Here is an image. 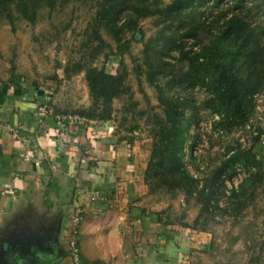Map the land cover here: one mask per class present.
<instances>
[{
    "label": "rangeland",
    "instance_id": "obj_1",
    "mask_svg": "<svg viewBox=\"0 0 264 264\" xmlns=\"http://www.w3.org/2000/svg\"><path fill=\"white\" fill-rule=\"evenodd\" d=\"M172 1L161 0L163 13L139 20L135 29L129 2L116 8L121 12V29L101 23L104 0L45 7L34 22L16 11H12L13 21L3 15L0 82L57 83L50 94L51 114L81 117L93 112L99 118L109 114L107 123L125 141L149 151L148 163L156 117H164L165 104L173 101L183 122L190 125L184 164L195 183L175 189L161 168L159 176L145 180L149 209L161 212L167 223L212 234L216 260L264 264V170L256 179L255 169L238 167L233 177L227 173L217 180L228 151L253 148L256 137L264 134V93L255 95L249 122L229 128L210 110V96L185 78L186 52L210 44L231 17L250 23L264 39V1L208 0L168 14L164 10ZM125 44L122 94L108 107L94 103L87 70H112V60Z\"/></svg>",
    "mask_w": 264,
    "mask_h": 264
},
{
    "label": "crops",
    "instance_id": "obj_2",
    "mask_svg": "<svg viewBox=\"0 0 264 264\" xmlns=\"http://www.w3.org/2000/svg\"><path fill=\"white\" fill-rule=\"evenodd\" d=\"M48 85L0 82V264H66L73 209L85 264H229L212 234L149 209L147 149L110 123L42 113Z\"/></svg>",
    "mask_w": 264,
    "mask_h": 264
},
{
    "label": "trees",
    "instance_id": "obj_3",
    "mask_svg": "<svg viewBox=\"0 0 264 264\" xmlns=\"http://www.w3.org/2000/svg\"><path fill=\"white\" fill-rule=\"evenodd\" d=\"M82 1L95 0H0V17L6 15V19L13 21L12 11H16L29 22H34L42 8L53 9L58 5ZM151 1L104 0L103 9L99 12L101 23L121 29L118 26L121 12L116 8L124 2H129L131 3L130 22L132 21L133 29H135L139 20L163 13L161 0H156L154 3ZM206 1L208 0H173L164 12L178 14L195 2ZM213 35L215 39L210 44L186 52L188 67L185 78L201 87L210 96V110L219 116L221 123L229 128L246 125L254 109L255 95L264 93L263 35L250 23L244 22L237 16L229 18L223 23L222 30ZM127 45L119 47L118 54L112 60L114 63L112 70L109 71L106 68L87 70L86 79L94 103L101 102L108 107L116 97L122 94L123 76L120 68ZM57 87V83H50L46 94H52ZM47 97L46 95V99ZM165 106V116L156 117L157 129L153 130V152L145 173V180L149 178V175L159 176L161 168H165L170 186L175 189L176 187L190 188L195 180L184 164L186 137L190 125L183 122L182 113L173 101L166 103ZM81 117L87 119L90 124L103 125L107 123L110 115L106 114L99 118L91 112L82 114ZM263 135L259 134L256 137L253 148L228 151L218 170L217 180L221 181V176L227 173H231L233 177L238 167L248 171L255 169L258 174L253 178L259 179V172L264 170Z\"/></svg>",
    "mask_w": 264,
    "mask_h": 264
},
{
    "label": "built area",
    "instance_id": "obj_4",
    "mask_svg": "<svg viewBox=\"0 0 264 264\" xmlns=\"http://www.w3.org/2000/svg\"><path fill=\"white\" fill-rule=\"evenodd\" d=\"M50 99L51 96L48 95L47 103H45L40 107V111L46 115L51 114L50 106H49ZM58 117H59L57 118L58 120L62 119L61 116ZM23 158L27 162L31 160L30 157L27 155H25ZM105 201L106 199L103 196L99 195L98 193H94L90 198L91 203H100ZM70 221H71V238L69 242L68 260L66 264H85L82 260L81 248L79 243L80 226L83 221V217L80 211H75V209H73V212L70 216Z\"/></svg>",
    "mask_w": 264,
    "mask_h": 264
}]
</instances>
